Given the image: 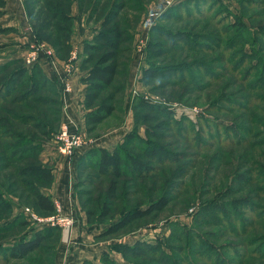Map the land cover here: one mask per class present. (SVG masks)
<instances>
[{
	"label": "rangeland",
	"instance_id": "374dc122",
	"mask_svg": "<svg viewBox=\"0 0 264 264\" xmlns=\"http://www.w3.org/2000/svg\"><path fill=\"white\" fill-rule=\"evenodd\" d=\"M183 1L22 0L23 9L28 13L26 15L32 27L35 41L44 42L53 52L54 62L51 66L57 77H55L57 85L54 86L46 84L41 78H38L44 87L36 93L34 92V95L30 94L32 77L29 72L23 71V67L29 69L30 66L25 64L24 55H21L29 48V43L18 40L16 26H13L14 28L6 27L0 23V249H4L17 240L29 238L41 228L51 226L38 223L32 218L29 211H25V208L28 207L32 214L43 217L55 212L49 214L39 212L33 208L32 203L36 188L45 187L51 181L52 165L44 162L45 153L43 155L41 153L47 142L55 139L61 122L66 119L62 106L49 103L51 99L58 98L57 93H53L55 86L62 90L61 77H65L71 86V78L78 75L80 69L74 64V61L77 60L76 53L78 52L79 66L81 67L83 44L106 37L115 41L122 40L119 42L117 54L122 69L118 82L127 80V70L131 63L132 52L137 48L142 50L144 46L145 61L143 59L144 63L142 61L141 65L145 66L140 65L141 70L138 69L137 75L139 76L141 72L139 81L145 88L142 92L134 93L132 100L129 98L131 91L126 94L125 90L118 93L116 95L117 109L112 116L91 133L86 132V126L83 131L79 130V132L89 139L90 143L93 142L91 139L99 137L112 126L119 124L126 113L123 108L132 109L137 98L141 96L144 99H149L153 104L173 112L175 118H184L185 121L180 122L184 125L182 127L184 131L180 134L171 119L158 115V113L153 114L145 111L143 114L151 119L146 122L137 119V122L148 127V133H146L144 126H140V124L137 126L136 130L141 134L143 140L154 144L155 147L161 146L167 150L165 156L172 155L171 161L166 159L167 163L154 162L157 166L156 172L145 178H135L124 172L119 179L118 197L110 202L111 209L105 217H101L100 212L103 202L107 200L106 192L111 176L101 174L96 169L87 168H83L80 175H77L74 190L78 203L82 210L91 211L88 224L101 231L124 212L132 208L143 207L162 194L169 197L167 206L156 216L134 221L108 236L97 237V234L94 238L102 242H109V252L112 250L118 252L111 247L132 246L137 241L164 242L173 231L174 237L171 243L174 246L182 247L181 253L177 252V255L185 259L189 229L191 228L196 231L195 233H198V239H206L214 246L230 245L228 251H221L226 261L223 264H264V260L255 255L252 250L254 246H257L256 243L252 244V240L264 235V218L255 215L259 211L258 208L264 206V190L261 188L263 183L258 179L259 175L264 173V89L250 93L247 90V83L239 80L240 78L234 73L223 70L222 66L218 67L219 64H222L218 61L214 63L220 70L219 72L217 69L213 71L217 72V76L214 77L216 80L210 81L206 87L200 90L195 87L189 88L186 80L189 77L187 73L181 75L186 82L179 81L180 78H176L174 75L168 83L164 82V84L161 82V78L151 79L148 83L141 80L143 69L149 66L150 62L163 66L179 61L191 62L199 59L206 61L219 54L216 51L205 55L187 50L188 48L166 53L168 46L164 43L165 38L159 36V32H163L164 29H186L195 33H210L215 30L213 24L206 23L204 25L201 21L203 17H199L201 14H196L197 11L191 6L181 8L180 11H178L180 7L171 9L172 6ZM239 1L223 0L222 4L230 14H238ZM244 1L246 5L243 4V11L248 17H251L249 20L246 16V22L255 28L264 26V0ZM48 2L58 4L68 12L72 16V24L67 25L52 19L46 9ZM17 3L21 10L22 5L19 1ZM116 4H121L123 7L110 23L103 25L102 21L109 9L115 7ZM4 6L5 1L0 0V20H4L5 17V15L1 17L4 14ZM167 10L180 13V15L186 14L187 10L193 11L195 18L178 20V22L164 19L161 15ZM223 11L225 12V10ZM150 12L157 15H155L156 18L154 17L152 25L148 26L145 24V18ZM198 17L200 20L196 22ZM230 18L233 17L230 16ZM56 24L68 26L69 29L60 31ZM155 25L158 26L157 30L153 29ZM112 30L117 31L116 36L111 33ZM150 39H152L151 42L157 41L160 45L155 53L157 55L149 58L147 49H149ZM262 42L264 44V40ZM172 47L175 48V46ZM249 47L250 45L245 46L247 50ZM151 50H156V47L152 46ZM260 52H264V48ZM68 63H71V67L66 70L65 66ZM18 71L20 75H17V79L14 80L12 76ZM200 72V69L197 68L191 73L197 78V83L207 79ZM20 94L26 96L18 100L19 102L14 101V98ZM244 96H250L249 102H244ZM255 96H257L256 99ZM48 98L50 100L41 102ZM253 100L254 103H252ZM86 112L88 110H85L84 115ZM58 116L59 120H57ZM140 116L142 114L138 115V117ZM202 118L207 119L205 121ZM42 121L46 123L44 129L38 125ZM189 121L195 126H192ZM222 125L231 127L226 130L221 127ZM192 130H198V133H194ZM238 140L240 141L237 142ZM133 142V146L129 143L123 145L124 151L120 156L122 169L128 167L124 153L130 150L131 153L136 154L140 147L145 146V144L140 146V143L135 139ZM39 143L43 148L35 157L31 153L32 146ZM93 144L98 145V141H94ZM18 150H22L24 153L17 154ZM162 154L158 153L160 159L164 158ZM177 154H183L184 159L172 162V158ZM185 156H189V158ZM258 166L263 170L260 174ZM246 170L249 179L238 183L237 174ZM176 176L178 177L175 179ZM227 189L232 190V196L252 199L253 211H245L241 216V218H245L244 227H241L240 221H231L234 231H231V228L226 227L220 221L213 224L209 222L207 225H196L194 219L201 206L204 203L222 199V195ZM63 216L71 217V226L66 228L71 229L75 221L74 215ZM52 227L58 229V226ZM243 229L245 234H243ZM59 230L51 229L49 232L52 235L43 243V247L32 251L26 257L10 258L4 250H0V264H57L56 251L60 241ZM249 240L251 241L249 242ZM77 245L78 243H73L69 248L72 249ZM95 246H90V254H95ZM194 248L197 246H189L190 259H186L188 262H192L191 264L220 263L216 260L217 255L213 256L210 251L198 255L194 252ZM120 255L122 256L121 253ZM130 260H139V258ZM86 264H91V261Z\"/></svg>",
	"mask_w": 264,
	"mask_h": 264
},
{
	"label": "trees",
	"instance_id": "16d2710c",
	"mask_svg": "<svg viewBox=\"0 0 264 264\" xmlns=\"http://www.w3.org/2000/svg\"><path fill=\"white\" fill-rule=\"evenodd\" d=\"M222 1L223 0H184L177 5L172 6L171 8L175 9L180 7L178 9V11H180L181 8H187L190 6L193 7V9L197 11L196 14H201L199 17H203L201 21L204 23V25L206 23L214 25L215 30L213 32L195 33L186 29H164L163 32H159V36L165 38L164 43L168 46V51L166 52L167 54L169 52L181 51L186 48L192 52H199L205 55L209 53H215L216 51H218L219 54L212 56L206 61H202V59L191 62L179 61L178 63L174 62L163 66L152 64L150 60H148L150 64L143 69L141 78L144 83H148L151 81V79L157 78H161V82L163 84L164 82L168 83L172 78V75H174L176 78H180L179 81L186 82L187 80L189 88L195 87L196 89L200 90L206 87L210 81L216 80L214 77L217 76V72L220 70L218 67L222 66L223 70L234 73L235 76L240 78L239 80L246 82L247 90L250 93H255L260 89H264V52H260L264 48V44L262 42V40H264V26L255 28L250 26L251 24L249 25V22H246V19L248 18L250 20L251 17L249 16V18L245 11H243V4L246 5L244 0L239 1L240 10L238 14H230V12L224 8ZM247 2H249V0H247ZM122 7L123 6L121 4H116L115 7H111L102 21L103 25L110 23L117 16L118 11ZM46 9L52 19H56L60 22L66 23L67 25L72 24V16L62 9L60 5L48 2ZM170 10H167V12L165 11L161 17L163 16L164 19H170L175 22H178V20H190L195 18L193 11L189 12V10H187L186 14L180 15V13L177 14L170 12ZM223 10H225V12ZM26 14L28 15L27 11ZM184 15L186 16L184 17ZM230 16L233 18L231 19ZM199 17L196 22L200 20ZM56 27L60 31H68L69 29L68 26H62L61 24H56ZM157 28L158 26L155 25L153 29L157 30ZM253 28H255V30H253ZM111 33L116 36L117 31L115 32L112 30ZM257 37L260 39H257ZM151 40L152 39H150L148 42L149 49H147V56H149V58L157 55L155 53L158 51L157 47L160 45L157 41L151 42ZM120 41L122 40L115 41L105 37L97 38V40H93L92 43L85 42L83 44V58L81 60V64L88 66L86 67L84 74L80 76V81L85 83L83 106L88 110L84 116L87 133L93 132L101 122L114 113V111L117 109L116 95L118 93L120 94L125 88L126 80L118 82V77L122 71L121 62L117 57ZM246 45H250L248 50L245 48ZM152 46H155L156 50H151ZM172 46H175V48ZM104 47H106V49H104ZM217 61L222 63L219 64L218 67L214 63ZM39 63L40 62H35L28 65L30 66L29 69L23 67V71L29 72L32 77L30 85L31 95H34V92L36 93L40 88L44 87L41 85L42 83H40L38 78H41L46 84H50L52 86L57 85L54 80L50 79L44 73ZM212 66L213 68H211ZM197 68L200 69L205 77H207V79L205 78V80L201 83H197V78L191 75V73L194 70H197ZM215 69H217V72H213ZM19 73L20 72L18 71L13 74L12 77L14 80L17 79V75H20ZM183 73L188 74V79H183L181 76ZM53 93H57V99L54 98L50 100L48 98L43 99L41 102L50 100L49 104L62 106L61 88H56L55 86ZM23 96L26 95L20 94L16 96L14 101L19 102L18 100H21ZM249 98L250 96H244V102H249ZM256 98L257 96H255V99ZM252 103H254V100ZM132 110L134 118L133 128L123 136L121 142L116 144L111 150L100 146L91 147L80 156L77 162L78 175H80L83 168H87L96 169L101 174H109L111 176L107 186V200L103 202L100 212L101 217H105L109 214L111 209L110 202L117 199L119 179L124 174V172L131 174L135 178H145L148 175L156 172L157 162L167 163L165 160L171 159L170 157L172 155L165 156V151L167 150H164V148L161 146H156V148L154 144L143 140L141 134L136 130L138 128L137 126L138 124H140V126H144L146 133H148V127L137 122V119H141L143 122L151 119L149 116L143 114L145 111L153 114L158 113V115H163V117L171 119L173 124L176 126L178 133L181 134L184 131L182 128L184 125L180 123L185 121L184 118H175L173 112L166 110V108L160 105L153 104L149 99H144L143 96L137 98L136 102L133 104ZM139 114H142V116L138 117ZM202 119H205L206 121L207 118ZM57 120H59V116ZM189 122L192 126H195L191 121ZM38 125L43 127V129L46 127V123L44 121ZM221 127L227 130L231 126L228 127L222 125ZM192 131L194 133H198V130ZM152 135L156 136L154 134ZM134 139L140 143V146L144 144L145 146L140 147L139 152L136 154L131 153L130 150L126 151L124 156L126 162L128 163V167L126 169H122L120 165V156L123 153L122 151H124L123 145L129 143V145L133 146L132 143H134ZM239 141L240 140L237 142ZM33 145V149H30H32L31 153L36 157L42 151L43 147L41 143L38 145ZM16 153L22 154L24 151L18 150ZM158 153H163L162 157L164 156V158L160 159ZM185 157L189 158V156ZM181 159H184L183 154H177L176 157L172 158V162ZM257 168H259L258 173H262L263 170L260 169L262 167L258 166ZM27 172L29 173V171ZM246 172L248 173L246 170L245 172L237 174L236 180L238 183H243L249 179ZM177 177L178 176H176L175 179ZM258 179H260V182L262 181L263 184L261 188L264 190V173L259 175ZM49 184L50 182L47 185ZM41 187L43 186H39V188L37 187L34 191V198L32 200L33 208L39 212L48 214L52 213L55 211L54 204L51 200V197L45 194L41 190ZM251 200L252 199L249 197L246 198L242 196H232V190L227 189V191L222 195V199H217L214 202L204 203L197 212L194 221L196 225H207L209 222L213 224L216 221H220L223 222V225H226V227L231 228V231H234V229H232L233 226L231 225V221H240V225L243 228L245 225V218H241V216L245 211H253V203ZM168 203L169 197L165 194H162L156 199L146 203V205L143 207L132 208L124 212L119 218L109 223L97 235V237L108 236L127 227L134 221L142 220L149 216H156L159 212L164 210ZM258 210L259 211L255 215L264 218V206L258 208ZM85 213L87 221L89 222L91 218V211L85 210ZM51 229L54 231L58 230L52 226L41 228L34 232L29 238L17 240L13 244L0 250H4V252L7 253L10 258L26 257L32 251L43 247V243L52 235V233L49 232ZM195 232L196 231L192 230L191 228L189 229L187 241L188 249L186 251L187 254L184 255L185 259H182L180 255H177V252L181 253L182 247L174 246L171 243L174 237L173 231H171L164 242L156 241L155 243H149L137 241L132 246L117 245V249L113 248L112 246V249L117 250L122 254L125 260L124 262H117L106 252L102 254L100 260L102 264H191L192 262H188L186 260L190 259L189 246H197V248H194V252H196L198 255H201L202 253L206 254L208 251H210L213 256L217 255L218 259L216 258V260L220 262L219 264L226 262L221 251H228L230 245L225 244L221 246L222 248L216 245L214 246L213 244L207 242L206 239H198V233ZM243 234H245L244 229ZM250 241L251 240H249V242ZM254 243L257 245L253 247L254 249H252L254 254L264 260V235L252 240V244ZM129 258H139V260H130Z\"/></svg>",
	"mask_w": 264,
	"mask_h": 264
},
{
	"label": "crops",
	"instance_id": "0c3cea01",
	"mask_svg": "<svg viewBox=\"0 0 264 264\" xmlns=\"http://www.w3.org/2000/svg\"><path fill=\"white\" fill-rule=\"evenodd\" d=\"M4 1V14L1 17H3L4 15L5 17L4 20H0V23L6 27L16 26L18 29V40L23 43L27 41L29 43V47V45L34 43L36 39L34 38V34H32V27L29 23V19L26 15V12L23 9L22 0ZM18 1L22 5L21 10L18 7ZM142 41L144 42L145 40ZM142 48V50L140 48H137L135 49V51L132 52L131 63L128 65L126 77L127 80L125 82L124 88L125 92L124 90L123 92L126 94L127 92L131 91V94L129 95L130 100H132L134 93H137V91L142 92L145 88V86L139 81L141 72L139 73V76L137 75V71L141 68L140 65L143 59L145 61L144 46ZM27 49L21 55H25ZM76 52L77 51L75 50V53ZM77 53V60L74 61V64L77 65L78 69L80 70L77 73L78 75H75L76 77L74 76L71 78L72 89L70 92L66 93L65 101L68 115L71 117V120H73V122L76 124L77 129L83 131L85 129L84 112L87 109H85L83 106L85 83L80 81V76L84 74V72L86 71V67H84V65L82 64L81 67L79 66V55H77ZM39 62L44 73L50 79L55 81L57 77L55 71H53L50 61L41 58ZM141 66H143V64ZM123 109L126 113L119 124L112 126L109 130L101 134L99 137L91 139L93 142L98 141V145L93 144V142L90 143V140L88 139V142L85 145L76 148L72 156L67 157L65 155H61L57 151L56 141L54 139L53 141L47 142L45 149L41 153L42 155L45 153V159H43L44 162H47L49 165H52L50 184L45 187H41V190L51 197V200L55 207V211L56 206H58L60 214L74 215L75 220L71 229L58 227V229H60V241L57 245L56 251L57 264H86L90 261L91 264H102L100 260V255L104 252L108 253V255L117 262H124L120 253L113 250L111 252L108 251L109 242H102L94 238V236L99 234L101 230L97 229L96 227L92 228V225L88 224L85 210L81 209L74 190L75 181L78 175L77 162L80 156L93 146H100L111 150L117 143L121 142L123 136L133 128L134 118L132 109ZM109 117H107L103 122H101L97 126V129ZM73 243H78V245L70 249ZM93 245H96L94 247L96 252L95 254H90L89 249H91L90 246ZM89 256H91V258H89Z\"/></svg>",
	"mask_w": 264,
	"mask_h": 264
},
{
	"label": "built area",
	"instance_id": "2783aa9c",
	"mask_svg": "<svg viewBox=\"0 0 264 264\" xmlns=\"http://www.w3.org/2000/svg\"><path fill=\"white\" fill-rule=\"evenodd\" d=\"M155 13L150 12L148 16L145 18V24L151 26ZM156 18V17H155ZM53 52L51 48H49L44 42L35 41L30 44L27 52L23 56L24 62L27 65L33 64L35 62H39L41 58H46L50 60L51 64L53 61ZM71 67V63L66 64L65 69ZM62 90H61V100H62V110L65 115V120L61 122L60 128L55 136L57 151L61 155H65L67 157L72 156L75 149L85 145L88 142V139L79 132L76 127V124L71 120V117L68 115L66 111V101L65 95L66 93L71 91V86L65 77H61ZM25 211H29L30 215L33 219H35L38 223L44 224L46 226H58L62 228H68L71 226L72 219L71 217L63 216L59 213V208L56 206V211L47 216H37L36 214H32L30 208H25Z\"/></svg>",
	"mask_w": 264,
	"mask_h": 264
}]
</instances>
